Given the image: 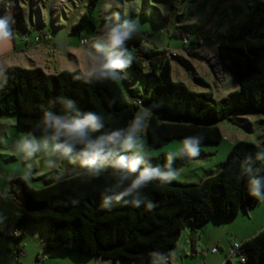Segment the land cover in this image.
<instances>
[{
	"label": "trees",
	"instance_id": "1",
	"mask_svg": "<svg viewBox=\"0 0 264 264\" xmlns=\"http://www.w3.org/2000/svg\"><path fill=\"white\" fill-rule=\"evenodd\" d=\"M97 2L88 0L87 10L70 28L79 37V45L86 39L88 43L84 46L90 49L104 29L94 27L91 20V7ZM105 8L103 18H111L113 13L124 18L123 0H111ZM252 14L217 43V70L229 72L238 81V90L219 100L210 92H196L173 81L170 58H176V54H170L168 48L146 45L145 34L136 32L126 42L133 56L127 69L134 80L148 81L142 93L128 88L125 77L87 83L75 78L86 74L82 72L46 73L40 67L9 66L5 68L7 83L0 88V114H14L18 126L42 130L38 125L45 110L58 116L75 114L74 109H64L61 104V99H68L75 109L101 117L104 124L101 132H110L127 127L142 109L148 108L151 115L144 138L149 149L188 136L201 137V145L217 144L222 140L219 121L239 112L264 113V2L254 6ZM0 16L9 18L13 34L25 37L30 31L18 7L12 11L13 20L10 18L8 0H0ZM89 25L94 28V35L82 36V30ZM39 35H48L50 40L55 33L41 29ZM184 39L187 38L183 36ZM183 44H188V39ZM210 65L219 76L216 66ZM258 154L264 156V146L235 141L215 173L196 183L153 181L141 190L139 207L133 206L131 197L125 198L127 204L109 200L107 209L101 207L104 195L114 194L105 189L118 180L110 166L101 168L95 179H89L85 170L41 188H33L18 178L12 182L18 184L15 200L20 213L11 225L2 224L0 238L12 240L13 253L19 255L23 253L19 242L29 225L44 220L45 248L51 251L92 256L110 263L120 260L122 264L134 261L152 264L154 256H163L164 264H168L184 227L196 231L212 219L229 221L241 209L245 211L260 202L250 194L248 186L249 175L264 179V160H258ZM148 162L163 166L166 153L151 157ZM187 162V156L173 157L171 166L179 169ZM149 203L154 205L151 210L147 207ZM9 229H18L20 233L6 234ZM239 253L245 259L240 264H264V226L241 242Z\"/></svg>",
	"mask_w": 264,
	"mask_h": 264
},
{
	"label": "rangeland",
	"instance_id": "2",
	"mask_svg": "<svg viewBox=\"0 0 264 264\" xmlns=\"http://www.w3.org/2000/svg\"><path fill=\"white\" fill-rule=\"evenodd\" d=\"M110 2L111 0H98L97 4L91 7L90 14L94 27L104 28L109 18H103V11ZM123 2V19H132L138 23L137 32L145 34L146 45L168 48L170 54H176V58H170L173 81L183 83L196 92H210L215 100L238 90L237 81L232 74L217 70L215 57L217 43L232 28L248 21L253 15L254 6L264 0H123ZM87 6L88 0H8L10 18L13 20L12 11L14 7H18L30 30L26 33V40L19 33L14 34V42L19 53L28 50L45 52V59L36 62L37 66L28 61L29 59L34 61L36 57L32 58L25 53L24 57L29 58L27 61L21 58L12 64L25 68L40 67L46 73H55L59 70L87 73L95 63L89 54L90 48L79 45V37L70 32L71 26L79 15L87 10ZM41 29L50 30L56 37L50 41L49 39L36 41L35 37L41 36L39 35ZM81 34L88 37L94 35V28L89 25ZM183 36L188 39L186 45L183 44ZM193 46L195 48L191 49ZM210 64L216 66L219 76L214 73ZM121 76L128 79L127 86L133 89L134 93H142L148 83L144 78L134 80V75L128 69L121 72ZM217 126L222 134V140L217 144L200 145L199 155L188 159L183 167L176 169L180 177L174 181L196 183L201 178L215 173L220 169L235 141L245 140L264 146L262 112L234 113L219 121ZM26 133H31L37 139L48 135L43 130L18 126L14 114H0V219H4L8 225H11L15 216L19 214V205L15 200L18 184L12 182L13 180L20 178L33 188H41L45 184L85 171L76 159V151L79 149L70 154L69 158L74 160V163H69L67 159L60 160L57 162L58 166L53 169L46 165L47 157L43 153L30 161L25 160L17 153L15 141ZM182 141L174 139L157 149H149L146 145V149L151 153V157H155L177 150ZM110 162L111 158L98 166L101 169L110 166ZM263 226L264 202L261 201L247 207L245 211L241 209L232 220L212 219L204 228L196 231L186 226L172 252L171 263L220 264L233 242L241 243L246 237L258 233ZM46 227L44 220L29 225L19 242L23 253L19 254L18 259L12 255L14 242L0 238V264H122L120 260L110 263L92 256L81 257L73 253L46 249L44 243ZM208 232L211 236H208ZM191 239L196 242L197 253L191 251ZM212 247L218 251L213 253ZM231 261L233 264H240L236 257H232ZM129 264L141 262L134 261Z\"/></svg>",
	"mask_w": 264,
	"mask_h": 264
},
{
	"label": "clouds",
	"instance_id": "3",
	"mask_svg": "<svg viewBox=\"0 0 264 264\" xmlns=\"http://www.w3.org/2000/svg\"><path fill=\"white\" fill-rule=\"evenodd\" d=\"M119 6V5H117ZM13 22V21H12ZM139 30V25L132 19H121L119 13H113L112 17L104 25L102 34L96 39L89 49V54L94 64L83 76L75 77L83 79L87 83L99 80L123 79L119 73L131 66L133 56L126 47V42ZM13 32L9 25V18L0 16V41L13 39ZM7 83L6 69L0 66V88ZM64 109L75 110L72 116L54 115L51 110H45L38 127H41L47 136L37 139L31 133H26L15 141V149L25 160H31L38 154H45L48 168L58 166V161L67 159L76 150V159L80 167L85 169V175L89 179L98 178L102 165L111 158L110 167L113 175L118 177L117 183L105 189L113 191L111 197L104 195L101 207L107 209L108 201L120 204L129 203L126 197H131V203L139 207L141 190L153 181L169 183L179 179L180 173L172 168L173 157L188 159L195 158L200 153L201 137L188 136L183 139L181 146L166 153V162L163 166H152L148 161L151 153L146 149L144 131L146 129L151 110L142 109L132 122L125 128L115 129L110 132H101L104 124L102 118L93 112H81L75 109L71 100L61 99ZM92 133H100L93 138ZM124 153V154H121ZM130 153V154H129ZM258 160H264V156L257 155ZM126 184V186H125ZM249 192L259 201L264 202L262 188L264 179L256 175H249ZM151 210L154 205L148 204ZM163 256H154L152 264H164Z\"/></svg>",
	"mask_w": 264,
	"mask_h": 264
},
{
	"label": "crops",
	"instance_id": "4",
	"mask_svg": "<svg viewBox=\"0 0 264 264\" xmlns=\"http://www.w3.org/2000/svg\"><path fill=\"white\" fill-rule=\"evenodd\" d=\"M13 37H14V34H13ZM55 37H56V35L53 36V38H55ZM19 52L20 51H18L17 48H16V45H15V42H14V38L11 39V40H7V41H0V66H4V68L9 67V66H15L14 64H12L13 61H17L18 59H21V58H23V60L29 59L28 56H27V58L24 57V53L28 54L32 58L36 57L34 61L31 60V59L28 60L29 62H31V64L33 66H37L36 62H41V61H43L45 59V52H42L40 50L35 51V52H33L32 50H28L27 52H21V53H19ZM19 66L22 67V65H19ZM19 213H20V207H19ZM18 215L15 216V218L12 221V223L15 221V219L18 217ZM5 224L7 225V223H5ZM207 234L209 236L211 233L208 232ZM248 238H249V236L246 237V239H248ZM195 243H196L195 240L191 239V251L194 252V253H197ZM171 255L169 257V263L168 264H172L171 263ZM222 262L220 264H222Z\"/></svg>",
	"mask_w": 264,
	"mask_h": 264
},
{
	"label": "built area",
	"instance_id": "5",
	"mask_svg": "<svg viewBox=\"0 0 264 264\" xmlns=\"http://www.w3.org/2000/svg\"><path fill=\"white\" fill-rule=\"evenodd\" d=\"M25 40L27 39V37H23ZM50 38V36L48 35H44V36H36L35 40L36 41H40V39H45L48 40ZM184 43H187V39L183 40ZM88 43V40L83 39L81 40V46H84ZM174 55V54H173ZM4 221L3 219H0V224H3ZM20 233V230L18 229H9L8 232L6 234L12 235V236H17ZM241 246V243H237V242H233L230 250L228 251V254L226 256V258L224 259V261L222 262V264H233L231 261L232 257H236L238 258L239 263H243L244 262V256L242 254L239 253V248ZM218 250L217 248H212V252L216 253ZM14 258L18 259V254L16 252L13 253Z\"/></svg>",
	"mask_w": 264,
	"mask_h": 264
},
{
	"label": "water",
	"instance_id": "6",
	"mask_svg": "<svg viewBox=\"0 0 264 264\" xmlns=\"http://www.w3.org/2000/svg\"><path fill=\"white\" fill-rule=\"evenodd\" d=\"M237 81V80H236ZM237 83H238V81H237Z\"/></svg>",
	"mask_w": 264,
	"mask_h": 264
}]
</instances>
